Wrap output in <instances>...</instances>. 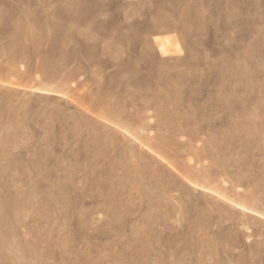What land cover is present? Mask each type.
Listing matches in <instances>:
<instances>
[{"label": "rangeland", "instance_id": "1", "mask_svg": "<svg viewBox=\"0 0 264 264\" xmlns=\"http://www.w3.org/2000/svg\"><path fill=\"white\" fill-rule=\"evenodd\" d=\"M0 65V264H264V0H0Z\"/></svg>", "mask_w": 264, "mask_h": 264}, {"label": "bare ground", "instance_id": "2", "mask_svg": "<svg viewBox=\"0 0 264 264\" xmlns=\"http://www.w3.org/2000/svg\"><path fill=\"white\" fill-rule=\"evenodd\" d=\"M3 2V1H2ZM67 5V4H66ZM65 5V6H66ZM103 5V4H102ZM108 9H109V7H108ZM13 12V11H12ZM56 12V11H55ZM106 13V12H105ZM87 14V13H86ZM126 14V13H125ZM88 16V15H87ZM69 17V16H68ZM89 17H91V16H89ZM6 18V17H5ZM10 18V17H9ZM8 18V19H9ZM32 18V17H31ZM86 18V17H85ZM36 19V18H35ZM64 19V18H63ZM59 20V19H58ZM66 21V20H65ZM91 22V21H90ZM60 23V22H59ZM95 24V23H94ZM132 25V24H131ZM137 25V24H136ZM141 25V24H140ZM112 26V25H111ZM172 26V25H171ZM109 29V28H108ZM35 30V29H34ZM52 30V29H51ZM50 30V31H51ZM92 31V30H91ZM138 31V30H137ZM22 32V31H21ZM90 32V31H89ZM110 32V31H109ZM140 32V31H139ZM146 32V31H145ZM144 32V33H145ZM52 33V32H51ZM86 34V33H85ZM89 34H91V33H89ZM138 34V33H137ZM82 35V34H81ZM88 36V35H87ZM109 36V35H108ZM113 36V35H112ZM111 36V37H112ZM125 37H127V36H125ZM59 38V37H58ZM92 38V37H91ZM45 40V39H44ZM58 40V39H57ZM131 40V39H130ZM41 41V40H40ZM51 41V40H50ZM60 41V40H59ZM83 42V41H82ZM96 42V41H95ZM61 44V43H60ZM82 44V43H81ZM155 44H157V47H158V49H159V52L162 54V55H167V54H169L168 52L169 51H167V50H164V47H163V45H161L158 41H155ZM112 45V44H111ZM130 45H131V43H130ZM139 45V44H138ZM80 46V45H79ZM83 46V45H82ZM103 47V46H102ZM117 49V48H116ZM105 50V49H104ZM12 51V50H11ZM114 51H115V49H114ZM113 52V51H112ZM123 52V51H122ZM35 54H37V53H35ZM67 54H68V52H67ZM79 54V53H78ZM132 54V53H131ZM58 56V55H57ZM60 57V56H59ZM150 58V57H149ZM155 58H156V56H155ZM58 59V58H57ZM125 60V59H124ZM136 60V59H135ZM79 61V60H78ZM115 61H116V59H115ZM114 61V62H115ZM122 62V61H121ZM124 62V61H123ZM125 62H127V61H125ZM133 62V61H132ZM42 63V62H41ZM40 63V64H41ZM140 63V62H139ZM48 65V64H47ZM153 65V64H152ZM1 66V65H0ZM105 66V65H104ZM59 67V66H58ZM83 67V66H82ZM132 67V66H131ZM158 67V66H157ZM169 67V66H168ZM16 68V67H15ZM155 68V67H154ZM165 68V67H164ZM237 68V67H236ZM85 69V68H84ZM48 70V69H47ZM238 70V69H237ZM58 71V70H57ZM75 71V70H74ZM161 71V70H160ZM59 72V71H58ZM127 72V71H126ZM73 73V72H72ZM146 74H148V73H146ZM104 75V74H103ZM153 75V74H152ZM144 76V75H143ZM109 78V77H108ZM115 78H116V76H115ZM68 79V78H67ZM170 79V78H169ZM149 81V80H148ZM135 83V82H134ZM140 83V82H139ZM114 84V83H113ZM47 86V85H46ZM163 86V85H162ZM123 87V86H122ZM167 88V87H166ZM179 88V87H178ZM113 89V88H112ZM125 89V88H124ZM169 89V88H168ZM43 91H50L51 92V90L50 89H47V88H44V89H42ZM114 90V89H113ZM121 90V89H120ZM137 91V90H136ZM54 92H55V90H54ZM95 92V91H94ZM150 93H151V91H150ZM132 96V95H131ZM94 97V96H93ZM96 97V96H95ZM132 101V100H131ZM223 102V101H222ZM151 103V102H150ZM110 104V103H109ZM137 104V103H136ZM89 105V104H88ZM24 107V106H23ZM96 108V107H95ZM132 109V108H131ZM91 110H93V109H91ZM99 110V109H98ZM95 111V110H94ZM93 111V112H94ZM104 111V110H103ZM98 113V112H97ZM142 113V112H141ZM53 114V113H52ZM105 114V113H104ZM103 114V115H104ZM111 113H109V114H107L108 115V117L109 118H107L106 117V115L105 116H103V117H101V118H104V120H106L107 122H109L111 125H113V126H115V129H117L118 130V132H123V133H125V134H123V135H125L124 137H125V139H127L128 137H127V134H129V136L131 137V136H133V137H135V135L133 134V133H131V131H130V128L128 127V123L126 124V125H123L122 124V121L120 120V121H118V119H120V118H118L117 116L115 117V115H114V113H113V116H114V118L112 117V114L110 115ZM251 114V113H250ZM192 116V115H191ZM58 117V116H57ZM50 118V117H49ZM63 119V118H62ZM80 119V118H79ZM78 119V120H79ZM59 120V119H58ZM191 120V119H190ZM81 121V120H80ZM103 121V120H102ZM53 122V121H52ZM125 122V121H124ZM83 123V122H82ZM86 123V122H85ZM132 123V122H131ZM2 124V123H1ZM133 126V125H132ZM136 127H134V129L135 128H138V126L137 125H135ZM144 126L141 124H139V129H142ZM209 127V126H208ZM82 129V128H81ZM110 129V128H109ZM113 129V128H112ZM115 129H113V130H115ZM144 129V128H143ZM23 130V129H22ZM64 130V129H63ZM70 130V129H69ZM136 130V129H135ZM71 131V130H70ZM93 131V130H92ZM201 131V130H200ZM195 134V133H194ZM145 135V134H144ZM137 136V135H136ZM193 136V135H192ZM153 137V136H152ZM176 137V136H175ZM104 138H105V136H104ZM139 138V137H138ZM94 139V138H93ZM97 139V138H96ZM130 139V138H129ZM193 139V138H192ZM140 140V139H139ZM196 140V139H195ZM128 141V140H127ZM135 141V140H134ZM181 141V140H180ZM91 142V141H90ZM117 142V141H116ZM190 142V141H189ZM98 143H100V142H98ZM119 143V142H118ZM174 143V142H173ZM216 143V142H215ZM101 144V143H100ZM151 144V143H150ZM111 146V145H110ZM159 146V145H158ZM219 146V145H218ZM112 147V146H111ZM114 147V146H113ZM120 147V146H119ZM146 147V146H145ZM220 147V146H219ZM94 148H95V146H94ZM153 148V147H152ZM238 148V147H237ZM111 150H112V148H110ZM121 149V148H120ZM147 149V148H146ZM207 149H209V148H207ZM206 149V150H207ZM220 150V149H219ZM96 151V150H95ZM108 151V150H107ZM205 151V150H204ZM239 151V150H238ZM106 152V151H105ZM112 152V151H111ZM134 152V151H133ZM132 152V153H133ZM199 152V151H198ZM109 153V152H108ZM113 153H115V152H113ZM159 153V152H158ZM194 153H196L195 151H194ZM204 153V152H203ZM237 153V152H236ZM106 154V153H105ZM134 154V153H133ZM139 154V153H138ZM190 154V153H189ZM120 155V154H119ZM126 155V154H125ZM161 155V154H160ZM183 155V154H182ZM136 156V155H135ZM143 156V155H142ZM158 156V155H157ZM138 157V156H137ZM186 157V156H185ZM105 158V157H104ZM136 158V157H135ZM162 158V157H161ZM200 158V157H199ZM97 159V158H96ZM120 159V158H119ZM128 159V158H127ZM129 159H130V157H129ZM162 159H165V158H162ZM177 159V158H176ZM12 160V159H11ZM197 160V159H196ZM201 160V159H200ZM209 160V159H208ZM224 160V159H223ZM246 160V159H245ZM95 161V160H94ZM94 161H92V162H94ZM97 161V160H96ZM190 161H192L191 159H190ZM189 161V162H190ZM225 161V160H224ZM113 162V161H112ZM128 162V161H127ZM130 162H131V160H130ZM165 162V161H164ZM114 163V162H113ZM167 163H168V161H167ZM170 163V162H169ZM241 163V162H240ZM172 164V163H171ZM170 164V165H171ZM183 164V163H182ZM196 164V163H195ZM239 164V163H238ZM180 165V164H179ZM224 165V164H223ZM7 166V165H6ZM5 166V167H6ZM201 166V165H200ZM117 167V166H116ZM203 167V166H202ZM209 167V166H208ZM185 168V167H184ZM211 168V167H210ZM234 169H235V167H233ZM5 169V168H4ZM7 169H9V166H8V168ZM11 169V168H10ZM133 169V168H132ZM142 169V168H141ZM186 169V168H185ZM208 169V168H207ZM171 170V169H170ZM178 170V169H177ZM188 170V169H187ZM239 170V169H238ZM1 171V170H0ZM178 171H181V170H178ZM186 171V170H185ZM260 171V170H259ZM5 172H7V171H5ZM124 172V171H123ZM127 172V171H126ZM256 172V171H255ZM1 173V172H0ZM182 173V172H181ZM199 173V172H198ZM204 173H205V170H204ZM219 173V172H218ZM159 174V173H158ZM183 174V173H182ZM205 174H207L206 176L208 177L209 176V174H208V170H206V173ZM204 174V175H205ZM193 175V174H192ZM200 175L201 176H203V173L201 174L200 173ZM199 175V176H200ZM210 175H211V172H210ZM222 175H225V173H223ZM221 174H220V176H222ZM259 175H260V173H259ZM145 176V175H144ZM160 176V175H159ZM183 176H187V175H184L183 174ZM196 176H198V175H196ZM198 176V177H199ZM197 177V178H198ZM144 178V177H143ZM163 178V177H162ZM196 178V179H197ZM200 178V177H199ZM204 178V177H203ZM229 178H231V177H229ZM188 179H190V178H188ZM170 180V179H169ZM232 180V179H231ZM193 181V180H192ZM191 181V182H192ZM213 181V180H212ZM190 182V181H189ZM199 182V181H198ZM205 182V181H204ZM195 186H198L197 184H196V182H192ZM238 184V183H237ZM241 184V183H240ZM231 185V184H230ZM235 185V184H234ZM243 185V184H242ZM175 186V185H174ZM16 187V186H15ZM262 187V186H261ZM264 187V186H263ZM207 188V187H206ZM236 188V187H235ZM234 188V189H235ZM240 188V187H239ZM150 189V188H149ZM216 189V188H215ZM233 189V190H234ZM172 190V189H171ZM211 190H213V189H211ZM235 192V191H234ZM237 193V192H236ZM222 194V193H221ZM220 193H219V195H221ZM229 194V193H228ZM227 194V195H228ZM234 194V193H233ZM239 194V193H238ZM242 194V193H241ZM35 196V195H34ZM229 196H231V195H229ZM235 196V195H234ZM239 196V195H238ZM221 197H223V199H225V200H227L228 202H231V203H233V204H235L234 206L236 207V208H238V207H240L241 209H244V210H249V211H252V212H254V213H256V214H260V213H258V210H256V207L253 209V208H251V207H249L248 205H244V204H242V203H240V202H237V201H235V200H233V198L231 199L230 197H228V196H223V195H221ZM236 197V196H235ZM213 198V197H212ZM222 199V200H223ZM209 200V199H208ZM243 200V199H242ZM257 200V199H256ZM223 202V201H222ZM249 202V201H248ZM253 202V201H252ZM264 202V201H263ZM244 203V202H243ZM261 203V202H260ZM263 204V203H262ZM251 205V204H250ZM231 206H233V205H231ZM233 206V207H234ZM259 206V205H258ZM225 207V206H224ZM226 211V210H225ZM236 211V210H235ZM221 212V211H220ZM219 212V213H220ZM243 212H246V211H243ZM245 214V213H244ZM264 216V215H263ZM230 217V216H229ZM220 218V217H219ZM245 220V219H244ZM233 222V221H232ZM219 223V222H218ZM225 224V223H224ZM223 224V225H224ZM237 224H238V222H237ZM3 228V227H2ZM6 231V230H5ZM10 236V235H9ZM8 236V237H9ZM17 239V238H16ZM226 240V239H225ZM235 241V240H234ZM9 243V242H8ZM132 247V246H131ZM135 247V246H134ZM144 248V247H143ZM169 248V247H168ZM9 250H11V249H9ZM172 250V249H171ZM168 252V251H167ZM169 258V257H168Z\"/></svg>", "mask_w": 264, "mask_h": 264}]
</instances>
